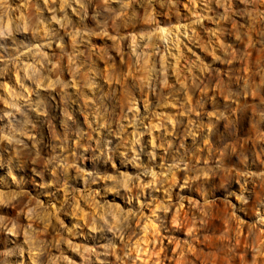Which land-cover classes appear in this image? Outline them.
<instances>
[{"label": "clouds", "instance_id": "obj_1", "mask_svg": "<svg viewBox=\"0 0 264 264\" xmlns=\"http://www.w3.org/2000/svg\"><path fill=\"white\" fill-rule=\"evenodd\" d=\"M0 264H264V0H0Z\"/></svg>", "mask_w": 264, "mask_h": 264}]
</instances>
